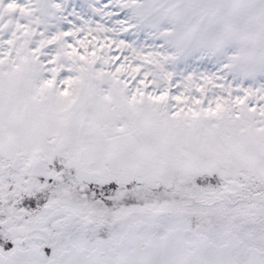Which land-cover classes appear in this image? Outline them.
Here are the masks:
<instances>
[{
  "label": "snow or ice",
  "instance_id": "obj_1",
  "mask_svg": "<svg viewBox=\"0 0 264 264\" xmlns=\"http://www.w3.org/2000/svg\"><path fill=\"white\" fill-rule=\"evenodd\" d=\"M0 264H264V0H0Z\"/></svg>",
  "mask_w": 264,
  "mask_h": 264
}]
</instances>
